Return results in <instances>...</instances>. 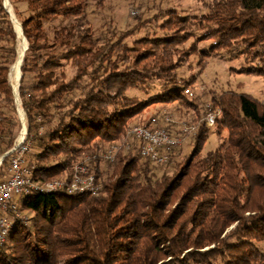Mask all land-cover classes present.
I'll use <instances>...</instances> for the list:
<instances>
[{
	"label": "trees",
	"instance_id": "1",
	"mask_svg": "<svg viewBox=\"0 0 264 264\" xmlns=\"http://www.w3.org/2000/svg\"><path fill=\"white\" fill-rule=\"evenodd\" d=\"M9 5L27 43L18 94L33 177H68L72 163L89 156L100 190L17 198L19 209L33 216L29 225L17 220L8 231L0 264H264V107L249 92L228 89L210 99L222 117L213 126L198 123L186 156L180 145L167 151L164 164L154 165L130 139L112 160L102 157L105 145L118 141L150 104L179 103L176 116L192 123L208 110L188 86L193 79L178 77L171 62L169 46L188 33V17L173 15L162 36L133 40L142 44L138 49L127 42L132 29L105 28L94 36L86 26L88 0ZM207 8L202 23L214 40L201 57L220 48L230 60L243 58L230 69L264 76V0H211ZM172 25L177 27L167 30ZM17 42L0 0V156L20 127L8 80ZM153 80L160 82L155 95L126 94ZM152 117L162 126L157 114L138 124L149 126ZM214 126L226 129V136L199 156ZM9 156L1 161L0 181L7 177Z\"/></svg>",
	"mask_w": 264,
	"mask_h": 264
},
{
	"label": "rangeland",
	"instance_id": "2",
	"mask_svg": "<svg viewBox=\"0 0 264 264\" xmlns=\"http://www.w3.org/2000/svg\"><path fill=\"white\" fill-rule=\"evenodd\" d=\"M210 3L211 0H88V7L85 10L87 21L86 26H88V29L93 32L94 36L103 35L105 28H114L117 31L132 29L134 32L132 37H130L127 42L129 44H133V40L144 37L145 34L162 36L166 32L163 25L169 18L172 19L173 15L187 16L188 19H186L185 26L188 28V33L184 31V37L178 39L179 42L169 46L173 51L171 62L174 66L173 71L178 77L193 79V82L188 86H190V89L192 88L195 94L199 97L198 102L200 107L205 104V106L209 105L210 109L219 110V108L211 105L210 99L213 96L221 95L224 90L228 89L249 92L258 100L261 107H264V76L240 73L237 69H230V66L238 68L243 62L242 57L230 60L228 52L221 50L220 48L215 49V51H211L210 56L206 58L201 57L202 49H207L214 40L213 37L206 35L205 31L207 30V22L204 21L202 23V17L208 13L207 5ZM7 7L10 10V14L17 20L13 14L11 6L8 4ZM12 23L13 26H15L14 22ZM19 23L20 22L18 21V25ZM57 23L58 21H54V24ZM60 23H63V21H60ZM202 25L204 28H202ZM174 26L176 25H172L171 28L168 27L167 30H171ZM182 28H184V25H180L179 30H183ZM16 33L18 39L16 48L17 59V51H23L26 40L23 39V35L20 33V27L19 33L17 31ZM133 45H135L138 49L142 48V44ZM12 66L13 65L10 66L8 72V80L14 94V90H16L14 89L15 81L10 77ZM159 83V81L153 80V84L148 82L144 87L140 86L138 88L127 89L126 94L129 96H136L137 98H147L148 96L156 94L159 90ZM15 97L16 96H14V100ZM178 104L179 103L158 102L150 104L144 108L139 115L134 116L131 119L129 125H127L124 129L120 139L112 143L121 144L125 140L127 141V129L131 125L139 123V120H145L154 114L159 116L167 115L168 117L171 116L174 120H180L176 116L177 112L174 109L176 106H179ZM180 105L183 107V104ZM16 110L20 121V127L16 135L17 138L22 131H26L25 115L21 106L19 94ZM221 114L219 118L222 117ZM157 119L159 120V118ZM226 134V129L222 127H211L208 138L201 146L198 155L203 156L206 151L215 148L226 136ZM189 137L190 136L186 137L181 143L182 156H186L190 151V145L188 144ZM110 144H106L105 149ZM85 158L87 157H84V159ZM79 160H83V158ZM0 168H2L1 163ZM155 171L160 174L157 169ZM20 214L22 216L21 223L29 225L30 218L33 216V213L29 210L20 208ZM233 225L234 224H232L228 229H230Z\"/></svg>",
	"mask_w": 264,
	"mask_h": 264
},
{
	"label": "built area",
	"instance_id": "3",
	"mask_svg": "<svg viewBox=\"0 0 264 264\" xmlns=\"http://www.w3.org/2000/svg\"><path fill=\"white\" fill-rule=\"evenodd\" d=\"M206 107V113L195 123L174 120L171 116L164 115L162 126H155L158 119L153 117L149 126L133 124L126 131L127 141L121 144L111 143L103 151L102 157L112 160L122 147L129 146L130 139H135L141 157L154 165H162L167 161V151L181 145L187 136L194 135L199 122L203 121L207 126L215 124L221 111L210 109L209 105ZM30 150L31 141L27 138V131H22L7 151L10 154L7 177L0 181V243L5 241L13 224L22 220L17 202L20 196L32 192L97 195L100 190V183L89 167L88 157L73 162L68 177L39 181L33 177L35 163H30L26 158Z\"/></svg>",
	"mask_w": 264,
	"mask_h": 264
},
{
	"label": "bare ground",
	"instance_id": "4",
	"mask_svg": "<svg viewBox=\"0 0 264 264\" xmlns=\"http://www.w3.org/2000/svg\"><path fill=\"white\" fill-rule=\"evenodd\" d=\"M14 25H15L14 27H15L16 31L19 33L18 21L15 18H14ZM25 45H26V42H25ZM22 54H23V51H17V59H16L15 63L13 64L11 71H10V77L13 78L15 81V86H14L15 87L14 89H16V90H14L15 93L17 91L18 81H19V77H20V64H21Z\"/></svg>",
	"mask_w": 264,
	"mask_h": 264
},
{
	"label": "water",
	"instance_id": "5",
	"mask_svg": "<svg viewBox=\"0 0 264 264\" xmlns=\"http://www.w3.org/2000/svg\"><path fill=\"white\" fill-rule=\"evenodd\" d=\"M3 3H4V6H6V7H7L8 4H9L8 0H4ZM7 9H8V12L10 13V10H9L8 7H7ZM10 18H11V21L14 22V17H13L11 14H10ZM19 27H20V33L22 34L20 23H19ZM15 31H16V30H15ZM23 39L25 40L24 37H23ZM25 42H26V41H25ZM26 48H27V44L25 45V47H24V49H23V54H22L21 63H22L23 56H24V52H25ZM20 66H21V64H20ZM20 76H21V71H20ZM19 80H20V77H19ZM18 86H19V81H18ZM18 86H17V87H18ZM14 96H16V97H15V100H16V104H17L18 90L16 91V93H15V91H14ZM7 154H8V152H5L3 155L0 156V162L2 161L3 157H4L5 155H7Z\"/></svg>",
	"mask_w": 264,
	"mask_h": 264
},
{
	"label": "crops",
	"instance_id": "6",
	"mask_svg": "<svg viewBox=\"0 0 264 264\" xmlns=\"http://www.w3.org/2000/svg\"><path fill=\"white\" fill-rule=\"evenodd\" d=\"M22 112V111H21Z\"/></svg>",
	"mask_w": 264,
	"mask_h": 264
}]
</instances>
